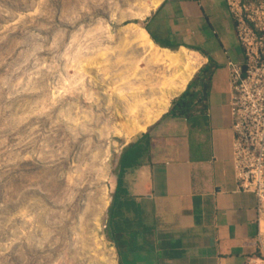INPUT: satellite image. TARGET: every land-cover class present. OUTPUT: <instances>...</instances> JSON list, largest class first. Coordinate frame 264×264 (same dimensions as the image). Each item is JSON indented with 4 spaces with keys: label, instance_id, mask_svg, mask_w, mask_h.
<instances>
[{
    "label": "rangeland",
    "instance_id": "obj_1",
    "mask_svg": "<svg viewBox=\"0 0 264 264\" xmlns=\"http://www.w3.org/2000/svg\"><path fill=\"white\" fill-rule=\"evenodd\" d=\"M106 3L0 0V264H105L103 253L119 264L109 208L122 148L137 139L114 133L127 115L117 114L116 98L109 102L111 89L87 100L72 88L90 30H106V48V37H122L124 24L108 20ZM239 12L232 13L237 36ZM111 81L105 85L113 88ZM100 193L109 204L95 225Z\"/></svg>",
    "mask_w": 264,
    "mask_h": 264
},
{
    "label": "crops",
    "instance_id": "obj_2",
    "mask_svg": "<svg viewBox=\"0 0 264 264\" xmlns=\"http://www.w3.org/2000/svg\"><path fill=\"white\" fill-rule=\"evenodd\" d=\"M106 5L108 20L124 24L120 33L134 24L161 49L184 48L201 57L177 97L202 69L211 71L204 99L189 119L164 118L171 103L133 141L150 132V149L124 171L123 198L113 210L129 264H248L262 258L264 222L260 226L257 220V198L238 188L233 163L229 64L241 62L244 52L228 0H107ZM141 66L146 69L147 63ZM153 67L155 73L163 69ZM154 75L156 80L159 74ZM116 186L117 178L114 195Z\"/></svg>",
    "mask_w": 264,
    "mask_h": 264
},
{
    "label": "bare ground",
    "instance_id": "obj_3",
    "mask_svg": "<svg viewBox=\"0 0 264 264\" xmlns=\"http://www.w3.org/2000/svg\"><path fill=\"white\" fill-rule=\"evenodd\" d=\"M105 32L101 26L90 30L92 41L81 51L82 61H78L74 66L72 88H81L84 91L81 98L86 99L91 96L90 93L100 91V94L106 95L111 89L109 102L116 98L114 102L117 103L115 104L117 114L121 119L127 115L116 125L114 133L127 142L133 141L169 109L172 100L186 88L201 66L202 59L198 54L184 48L178 52H171L155 46L145 30L134 24L121 31L122 37L118 39L111 36L112 34L108 35L105 40L111 44L107 46L108 48L102 45ZM139 50L143 51V57ZM83 61H86V65H82ZM143 62L147 63L144 72L141 71ZM153 66L163 67L156 80ZM139 72H142V77L139 76ZM108 79L115 85L113 88L105 85ZM141 79L145 81L142 82ZM104 88L107 89L103 90ZM109 105L107 104V108L103 110L108 111ZM122 109L125 110V115ZM93 162L101 163L99 155L94 156ZM91 170L93 173L96 171ZM104 195L105 193L97 197L101 209L98 211L95 225L100 223V215L109 204L108 197L105 198ZM90 242H94V239L87 238V243ZM109 258L103 253L101 261L105 264H116L109 261Z\"/></svg>",
    "mask_w": 264,
    "mask_h": 264
},
{
    "label": "built area",
    "instance_id": "obj_4",
    "mask_svg": "<svg viewBox=\"0 0 264 264\" xmlns=\"http://www.w3.org/2000/svg\"><path fill=\"white\" fill-rule=\"evenodd\" d=\"M231 12H240L238 40L244 61L230 65L232 88L233 163L238 188L257 198V220L264 222V0H228ZM262 258L248 264H264V235L260 229Z\"/></svg>",
    "mask_w": 264,
    "mask_h": 264
},
{
    "label": "trees",
    "instance_id": "obj_5",
    "mask_svg": "<svg viewBox=\"0 0 264 264\" xmlns=\"http://www.w3.org/2000/svg\"><path fill=\"white\" fill-rule=\"evenodd\" d=\"M210 73L211 71L209 69H202L200 73L197 74L190 82L187 89L172 102V106L169 112L164 115V118L171 117L189 119L199 107V103H201L204 99V89L205 85L209 82ZM198 87H200V90H197ZM150 143L151 137L150 132L148 131V133L143 134L137 142H132L123 149L118 163L116 194L114 195L113 202L109 208V227L112 233V241L119 255L120 264L124 263L123 257L125 256V253L122 250L121 243L123 242L125 235L120 231L115 222H112L113 217L116 216V214L113 213V210L117 206V203H119V201L123 198L119 193V190L123 188L122 176L124 171L140 162V160L149 151Z\"/></svg>",
    "mask_w": 264,
    "mask_h": 264
}]
</instances>
